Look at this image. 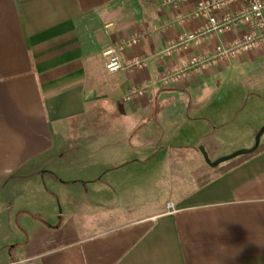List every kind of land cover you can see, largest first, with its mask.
Masks as SVG:
<instances>
[{
	"label": "crops",
	"instance_id": "0c3cea01",
	"mask_svg": "<svg viewBox=\"0 0 264 264\" xmlns=\"http://www.w3.org/2000/svg\"><path fill=\"white\" fill-rule=\"evenodd\" d=\"M196 5L0 0V264H264V150L206 181L195 166L201 145L218 158L224 137L255 141L264 41L215 58L246 30L242 2L215 11L222 32ZM92 16L98 71L81 32ZM135 36L119 54L145 66L108 71L105 48ZM184 65L177 81H161ZM137 88L144 94L128 97ZM96 107L115 122L82 127L97 140L69 141L70 177L42 167L6 193L18 170L54 163L63 120Z\"/></svg>",
	"mask_w": 264,
	"mask_h": 264
},
{
	"label": "rangeland",
	"instance_id": "374dc122",
	"mask_svg": "<svg viewBox=\"0 0 264 264\" xmlns=\"http://www.w3.org/2000/svg\"><path fill=\"white\" fill-rule=\"evenodd\" d=\"M84 24H87V26L82 27L81 32L86 41L87 44L86 48H88L87 49L89 53L88 55L91 58V62L95 65L96 71H98L97 67L103 62L100 59L101 49H99L102 46V41L98 36L99 30L101 28L100 26L101 23L97 16H92L90 20ZM114 122H115L114 116H108V115H104L103 113H99V109L97 107L92 108L90 113L86 114L84 118H80L72 122L70 121V119L63 120L60 127L58 128V143H60V149L54 159V163H52L53 162L52 159L49 158V159H44L41 166L36 164L26 165L22 169L18 170V172L10 176L9 180L7 181V183H5L4 186V188L7 189L6 193L11 194L16 188H18V184H16L18 183V179L26 178V176H30L37 173V171H39V169H41L42 167L43 170H47V171L53 169L55 171L53 173L57 174L59 176V179L62 178L66 179L70 177V169L68 168L69 165L68 162L66 161V158L67 156H69L70 153L69 141L71 142L75 140L82 141V140H93V139L97 140L98 134L91 133L90 132L91 128L100 125L108 126V124H114ZM84 126H87L86 128H89L90 130L82 131L83 130L82 127ZM256 126L257 128H259L258 125ZM242 139L243 138L240 137L239 138L224 137V139L220 142L217 150L220 154L224 153L223 155H225V153L229 154L237 150L238 148L240 149L251 146L253 147L254 142L252 144L250 142H244ZM210 158L214 160L216 157L210 156ZM223 164H220L218 166H211L209 163H207L205 158L201 159V162L196 163L195 165L197 168V173L199 175L198 177L200 181H206L211 177V175H215V173L222 171L227 166V164L225 165Z\"/></svg>",
	"mask_w": 264,
	"mask_h": 264
},
{
	"label": "built area",
	"instance_id": "2783aa9c",
	"mask_svg": "<svg viewBox=\"0 0 264 264\" xmlns=\"http://www.w3.org/2000/svg\"><path fill=\"white\" fill-rule=\"evenodd\" d=\"M188 0H164V4L172 5L173 7L182 6L184 2ZM234 0H197V7L194 10V16L205 17L209 19L210 29L221 31L226 29L229 25L227 21L221 22L215 16V11L225 8L233 2ZM242 2L243 7L239 11L240 20L246 26L244 34L234 40L231 45L218 44L217 53L215 58H230L237 56L241 52L253 48L259 42L264 41V0H239ZM196 33L190 34L183 38V42H188L189 40L195 39ZM139 41L138 37H133L131 39H126L118 45H112L105 48L104 55L106 56V68L110 72H116L125 68H141L146 64V57L135 54L127 59H122L119 54V50L127 45L137 44ZM189 65L196 66L199 65L200 60L196 57L191 58ZM206 62V61H205ZM203 61V64L205 63ZM187 66L184 65L179 67L173 72H167L161 77L162 82H168L170 80L177 81L181 76L182 72L186 70ZM144 94L142 88H137L129 93L128 97L141 96ZM173 204L169 203V207Z\"/></svg>",
	"mask_w": 264,
	"mask_h": 264
},
{
	"label": "water",
	"instance_id": "95a60500",
	"mask_svg": "<svg viewBox=\"0 0 264 264\" xmlns=\"http://www.w3.org/2000/svg\"><path fill=\"white\" fill-rule=\"evenodd\" d=\"M262 134H264V124L260 127V129L255 134V141H254L253 147L251 146L247 148H240V149L238 148L237 150L229 154L221 155L214 160L210 158L209 153L207 152V150H205V147L203 145L200 146V151L202 152L207 163H209L211 166H218L222 164L223 162H227L241 155L254 152L257 149V147H259L261 144L262 136H263Z\"/></svg>",
	"mask_w": 264,
	"mask_h": 264
},
{
	"label": "trees",
	"instance_id": "16d2710c",
	"mask_svg": "<svg viewBox=\"0 0 264 264\" xmlns=\"http://www.w3.org/2000/svg\"><path fill=\"white\" fill-rule=\"evenodd\" d=\"M263 150H264V141L261 142L260 146L257 147V149L254 152L249 153V154H245V155H241V156L229 161L227 164H228L229 167H232V166L240 163V161L245 160V159H247V158L253 156L254 154H256V153H258L260 151H263Z\"/></svg>",
	"mask_w": 264,
	"mask_h": 264
}]
</instances>
